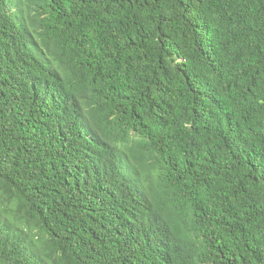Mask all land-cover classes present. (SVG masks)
<instances>
[{
	"label": "trees",
	"instance_id": "obj_1",
	"mask_svg": "<svg viewBox=\"0 0 264 264\" xmlns=\"http://www.w3.org/2000/svg\"><path fill=\"white\" fill-rule=\"evenodd\" d=\"M0 264H264V0H0Z\"/></svg>",
	"mask_w": 264,
	"mask_h": 264
}]
</instances>
